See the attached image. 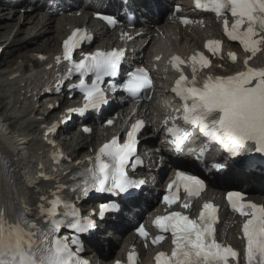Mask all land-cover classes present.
Here are the masks:
<instances>
[{"label":"snow or ice","instance_id":"obj_1","mask_svg":"<svg viewBox=\"0 0 264 264\" xmlns=\"http://www.w3.org/2000/svg\"><path fill=\"white\" fill-rule=\"evenodd\" d=\"M195 4L197 8L212 12L218 18L223 16L225 35L231 41H238L251 56L244 60V71L229 76L206 77L199 76V71L209 67L211 63L203 52L193 53L187 61L180 56H173V67L179 70L180 64L190 62L193 75L189 79L181 72L175 81L172 91L182 101V116L171 119L174 121L179 118L185 124L198 127L210 142L218 143L230 157L239 156L248 143L255 145L256 153L264 155V68L247 66L248 61L264 44V0H195ZM229 13L232 17L230 25L226 15ZM102 18L111 25L116 23L113 17ZM183 22L189 21L184 18ZM92 39L86 29L76 28L63 41L62 59L67 62V67L58 83L79 74V82L69 87L78 88L84 99L83 107L70 108L68 113L82 114L88 109H99L107 103L102 84L105 77H117L125 55L123 49L96 50L92 53H81L82 59L74 60V51ZM205 47L213 55H218L221 53L222 42L208 40ZM228 56L232 61L237 60L234 52H229ZM60 60L61 57L57 56V63ZM89 74L92 76L90 84L85 80ZM108 84L109 91L120 87L133 98H139L142 91L152 87V80L148 70L141 67L129 71L124 83L117 85L109 80ZM56 91H60L59 86ZM67 118L64 117L65 120ZM167 122L168 118L164 123ZM107 123L111 125L113 122L110 120ZM143 126V120H136L131 124L123 142L114 135L98 149L91 166L84 170L87 179L76 186L82 196H87L92 190L102 193H129L131 189L139 188L145 183L144 180L132 179L127 173V167L134 157L139 162V157L136 156L137 134ZM57 127L58 125L53 124L47 130L53 132ZM84 131L90 129L85 128ZM168 131L174 138L173 143L177 150H180L189 136L175 123ZM203 151L204 149L201 154ZM131 166L134 168L136 164L131 163ZM0 168H8L6 157L0 156ZM204 188L203 179L178 170L175 178L168 184L163 203L171 208L179 202L182 208L189 209ZM181 191L184 193L183 200ZM41 199L47 200L44 197ZM227 200L231 209L245 218L242 235L246 240V264H264V205L245 201L243 194L235 191L227 193ZM61 205L67 210L64 213L58 212ZM116 208L114 202L101 204V218L105 212ZM41 211L49 217L47 227L31 225L32 237H39L36 245L40 251L39 264H89V261L80 256L82 243L78 234L95 229V220L90 216H81L74 204L62 202L58 195L42 205ZM217 213L218 208L214 204L205 202L196 218L183 211H169L165 215L156 216L153 224L161 234L152 243L161 242L164 239L163 233H171L174 245L170 254L163 251L156 254V264H229V258L237 259L239 253L231 246L218 242L216 238ZM62 229H68L72 235L61 236ZM136 231L141 237L149 236L143 224ZM3 255L4 241L0 239V264H16L15 258L5 261L2 259ZM136 260L137 253L129 252L128 264H136ZM20 264H36V261L26 257L20 260ZM116 264L121 262L117 261Z\"/></svg>","mask_w":264,"mask_h":264},{"label":"bare ground","instance_id":"obj_2","mask_svg":"<svg viewBox=\"0 0 264 264\" xmlns=\"http://www.w3.org/2000/svg\"><path fill=\"white\" fill-rule=\"evenodd\" d=\"M24 4L25 3H23V5ZM4 5L5 3L0 1V7L2 8V6ZM38 7H39L38 5L35 6L34 11H23V12H20V9H17V8L13 9L11 18L17 19V21L20 22V25L16 30V34H19L21 32H26L28 30L30 32L32 23L35 25L37 24V26H40L41 24L40 29L42 28L44 29V27L46 28L44 32L40 33L38 36L34 33L31 37H29L25 41V44H22L20 46V48L25 46L26 43L37 42L39 40H42L43 38L45 40H43L42 48H44L45 50L52 51L53 50L52 47H55L56 43L57 44L59 43V37L67 31V28H68L67 25L70 24V21L72 20L73 22H78L81 20L73 16H72L73 18H69L68 20L67 18L62 19V17H55V16H49L47 19H45L44 17L38 18L37 17L38 13L35 12ZM73 12H75V10H73ZM21 19L22 21H20ZM55 20L58 21L56 25H54ZM170 22L171 20L168 19L165 22L155 25L156 23H158L156 21L155 23H153V25L151 24L152 27H150L151 25L147 26L146 33L143 36H141V39L145 41L144 46L139 51V54L141 56H143V52H145V48L148 46L150 42H152V46L156 44L154 42L156 38L155 35L156 33H159V31H163V33L164 32L169 33L170 32L169 30L172 29V30H175V32L176 31L179 32L180 38L185 39V42H182V46L181 47L178 46V48L180 49H176L177 51H180V52L185 51L189 49L190 47H193L194 45L199 46V39H201L203 35L202 32H204V34H206L207 32H211L209 29L196 30V34H198V37L196 39H190V41L191 40L194 41L193 45H190L191 43L186 41L188 40V36H186V34L185 36L182 35L184 32L185 33L187 32V28L189 27L186 26L185 29H180L181 26L178 24V27H179V31H178L176 29V26L174 24H170ZM211 24H212L214 31L216 32L217 29L215 28V22H212ZM1 25L4 28V32L1 33L0 35H5L7 34L8 30L13 26V23H6V24L0 23V26ZM53 29H56L57 31L56 35L49 34L50 32L54 31ZM46 31L48 32V34L45 33ZM175 32L173 33L171 32V33L174 35ZM107 33L108 32L106 31L105 34H103L102 36L106 35ZM167 35H170V33ZM98 38H101V36ZM112 39H113V36L110 37L109 40H106V41L105 39H102L103 42H101L99 46L105 47L107 44H109L112 41ZM141 39L139 41H141ZM1 43H4V42L0 41V44ZM9 44H10V40H9ZM7 45L8 44H6V46ZM58 47H59V44H58ZM260 49L261 50L257 52L255 56H252V58L248 61L247 66L254 67V68H264V44L260 46ZM226 54H227L226 52H221L218 55H213L212 53H206L205 55L209 58L211 63L209 67L205 69H201L199 71V76L206 77L208 75H212V76L234 75L235 73L239 72L242 68L244 70L246 69L244 60L246 57L251 56V53L246 52L243 49V46H241L239 49L236 50L237 60L234 61L233 63L227 64L229 60V56ZM219 57L221 60L219 59ZM49 60H50V56L46 58L45 62ZM32 62L34 65L35 63L40 62V60L37 59L36 57H33ZM161 62L164 63V61L162 60ZM188 65H189L188 62H185L184 64L179 66V70H177V68L175 69V72L169 83V87H172V84L175 83V81L179 78L181 72H183L185 76L191 79L193 75L192 68H190ZM34 78L35 77L32 75L26 76L25 78H20L19 75L17 76L15 75L11 77L10 81L8 82L10 86L17 87V86L22 85L23 83L25 84L24 86H21L19 87V89H17V93L15 94L16 98L14 97V101L16 104L18 103L19 98L24 96L29 91V89H27L26 84L28 85V84L33 83ZM37 91H40V89H38ZM37 91L35 90L34 92H37ZM52 91H55L54 86H52ZM172 95L174 97V102H175L174 103L175 105L174 115L177 116L179 109L182 108V101L179 97L175 95L173 91H172ZM159 96H162V95L157 94V98H160ZM28 109L29 107H26L25 111H27ZM156 109H158V105ZM131 111L132 109L127 110L123 106L117 107V109L115 110V113H116L115 116H111V115L107 116L114 121V124L111 127H105L103 129H100L101 132L97 135L95 142L94 141L92 143L90 142L91 145L88 143L90 146L88 149H85L86 150L85 153L77 154L78 151L76 152L75 150L73 151L76 153L75 156L68 154L65 156L66 158H61L60 160L53 158L54 152L50 147L46 148L45 150H43V148H38V151L34 150V153L29 155V157L27 156L26 158L23 157L22 155L18 157L19 150H20L18 145L27 144L33 138H29V137L19 138L18 135H16L15 139L13 140V138H9L7 136L4 137V131H3L4 129H2L3 125L1 126L0 124V156H5L8 160V167H9V172H10V174L8 175V181L14 188V193H11L12 195H11V201H10L11 203L10 211L11 213H16V215L11 220L16 222V228L18 230L19 229L24 230L23 237L26 239V241L30 242V244L33 245V249L37 248L36 247L37 244L33 240V237L31 235V232H32L31 225L47 227V220L49 219V217L45 216L41 211V206L46 205L47 201H50L57 195L59 197H63L66 200V202H70L74 204L75 208L78 211H82V216H86L88 213H90L93 209L96 208L94 207L96 203V201H93V200H96L94 197L85 199L84 198L85 196H82L78 191L75 190L74 184H73L74 180L69 185L67 183L68 179L65 180V178H69L70 175L76 171L77 167L86 166L88 163L87 161H85L86 158H88V161L91 159H94L96 155V148L98 147L99 143L105 140L106 138H108V136L111 133H115L116 136H117V133L118 134L120 133L119 137L123 136L124 132L121 130L123 123L132 122L134 118L138 117V114L136 115L134 113H131ZM17 112L20 114V111H17ZM143 116L147 117L148 115L146 112H143ZM106 118L104 120H106ZM146 121H148V119H146ZM147 126H149L150 132L155 131L157 129L159 131V135L162 134V129L160 128V126H158V124L153 125L152 123H149ZM45 128L46 127H44V129ZM77 135L81 136L82 139L83 138L85 139V141L81 140V142L78 144V147L80 145L85 146L86 143L88 142L87 136H83L85 134H83L82 132L81 133L77 132ZM65 140L67 139L63 140L64 146H65ZM69 140H71V138ZM146 143L148 144L149 142L147 141ZM151 147H156V146L153 145ZM40 150H43V152L41 153ZM66 150L67 149H65V151ZM51 168L54 170H52ZM248 179L250 181L249 183H254L257 185H261V187H264V181L258 179V177H249ZM216 180L219 181L218 178H216ZM1 186L2 185H1V176H0V207L4 203L5 196L8 193V190L2 191ZM146 193H147V190L145 189L143 193L141 192V195L138 197L137 200L139 201ZM13 194H15L16 196ZM42 197L47 198V200L42 201L41 199ZM65 211L67 210L63 207V205H61L58 208V212L60 213H64ZM5 219L7 220L9 218H5ZM118 224L121 225V223L119 222ZM62 233L67 235L68 234L67 229H62L60 234ZM121 237H122L121 239L123 240V241L121 240L123 243L122 245L124 246V243L127 241L128 237H125L124 239H123V236ZM0 239H3L4 241V255L2 259L6 260L7 256L5 255V252L8 249V247L12 246V244L9 243L8 237L3 234H0ZM121 241L110 239V238L108 239V243H109L108 255L111 254L115 245L121 243ZM38 253H40L39 249H38Z\"/></svg>","mask_w":264,"mask_h":264},{"label":"rangeland","instance_id":"obj_3","mask_svg":"<svg viewBox=\"0 0 264 264\" xmlns=\"http://www.w3.org/2000/svg\"><path fill=\"white\" fill-rule=\"evenodd\" d=\"M41 16H42L41 14L37 15L38 18H41ZM62 19H65V18H62ZM20 21H22V19ZM57 22L58 21L55 20V23L53 22L54 25H56ZM0 23L1 24L2 23L3 24L13 23V26L8 30L7 34L0 35V41L1 42L6 43L8 40H10V44H8L6 46L7 48L5 49V53H3L0 56V86H1L0 87V124H1V126L3 125L2 129H4L3 130L4 131V137L7 136L9 138H13V140H14L15 136L17 135L16 134V130L17 131L25 130L27 132V134H26L25 131H23V132H25V135L22 136V137H32L33 138L27 144L18 145V147L22 151V153H23V150H24V152L29 157V155L34 153V150L38 151V148L40 147V141L38 140V138L34 137V135H35L34 124L30 121V119L33 116L32 115H26V116H23L21 118L19 116V119H17V117H15L16 115H19V113L17 112L18 109H16L17 104L14 101V97L16 98L15 94L17 93V87L10 86V84H8L6 82H8L7 80H8L10 72H12L14 70H19L16 74H21V71H22L21 70V66L25 70H30L31 69V64H32V59H33L32 57L34 56V53L37 54L38 52H44V53H49L50 52L49 50H45L44 48H42L43 40H45L43 38H42V40H39L37 42L26 43L25 46L20 48V46L22 44H25V41L29 37H31L34 33L38 36L40 33H43L46 28L44 27V29L43 28L40 29L41 24H40V26H37V24L35 25V24L32 23L30 32L28 30L26 32H21L19 34H16V30L19 27L20 22H18L17 19H12L11 18V14H9V10H7L6 7H3V6H2V8L0 7ZM53 28H54V26H53ZM53 30L54 31L50 32L49 34L56 35L57 34L56 29H53ZM169 31H170L169 32L170 35H173L172 33L175 32V30H172V29H170ZM3 32H4V28L1 25L0 26V34L3 33ZM45 33L48 34L47 31ZM161 33H163V31H161ZM166 33L169 34L168 32H166ZM194 33H195L194 36L198 35V34H196L195 31H194ZM157 34H159V33H157ZM170 35H166L163 39H161L162 43L159 45V47L156 44L153 45V46L154 47L157 46V48H159V49H161L160 46L161 47L163 46L165 49H170V48H173V47H176L177 49H180V48H178V46L181 47L182 46V42H185V39L184 38L181 39V38H178V37L176 39V36H179V32H177V31L175 32L174 36H170ZM167 36H169L171 39L169 37H167ZM196 38H191V39H196ZM188 39H189V37H188ZM182 40H184V41H182ZM186 41L190 42V43L192 42V40L190 41V39L186 40ZM193 43H194V41H193ZM193 43H191L190 45H193ZM58 44L56 43V45H55L56 48H57ZM150 45H152V42H150L148 44V46L145 48V52L151 51L152 47ZM55 47H52V49H55ZM50 50H51V48H50ZM26 86H28V85L26 84ZM9 124H10V127L12 129H10V128L7 129V126ZM151 130H152V128H151ZM149 131H150V129H149ZM6 132H8V133H6ZM74 135H75V138H76V144L72 143L71 140L70 141L68 139L65 140V146H66L67 150L70 153L75 151V149H76V152L78 151L77 154L85 153L86 152L85 149H88L91 144L89 143L90 144L89 145L88 142H87L85 146H81L80 145L78 147V144H77L78 142L77 141H81V140L85 141V139L84 138L80 139L79 137H81V136L77 135V133H75ZM56 139H58V138H56ZM90 139L92 141L94 139V136L93 137L91 136ZM77 147H78V149H77ZM82 149H84V150H82ZM73 153H75V152H73ZM127 234H129V233H127ZM127 234L125 235V237H129V236H127ZM123 239H124V237H123ZM114 240H120L121 241L122 239L117 237V238H114ZM122 241H121V243L115 245V248H113V250H112L113 253L116 254L118 251H120V249L123 247V246H121L123 244Z\"/></svg>","mask_w":264,"mask_h":264}]
</instances>
